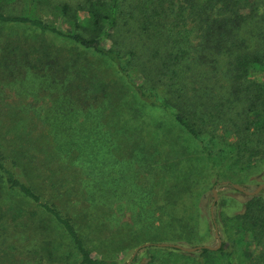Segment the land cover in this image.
<instances>
[{
    "label": "trees",
    "instance_id": "obj_1",
    "mask_svg": "<svg viewBox=\"0 0 264 264\" xmlns=\"http://www.w3.org/2000/svg\"><path fill=\"white\" fill-rule=\"evenodd\" d=\"M75 4L0 0V264H34V256L120 264L94 255L86 239L103 231L94 215L116 211L115 189L101 180L103 156L116 141L154 134L151 111L199 143L212 170L219 153L209 141L228 137L230 126L237 152L261 153L260 141L247 147L245 139L264 134V79L252 76L264 72V0ZM44 9L67 27L48 22ZM5 87L16 89L13 103L4 102ZM200 205L229 239L196 252L156 246L144 264H264L261 195L236 214L216 201L214 220L208 202ZM154 216L141 220L135 244L157 240Z\"/></svg>",
    "mask_w": 264,
    "mask_h": 264
},
{
    "label": "rangeland",
    "instance_id": "obj_2",
    "mask_svg": "<svg viewBox=\"0 0 264 264\" xmlns=\"http://www.w3.org/2000/svg\"><path fill=\"white\" fill-rule=\"evenodd\" d=\"M70 1L76 5L77 0ZM21 4L24 5L25 2ZM48 11L44 9L40 15L45 14L43 17L52 24L67 27L65 20L50 16ZM252 76L262 82L264 72L253 71ZM36 81L39 83L40 80ZM5 90V103H13L18 99L16 89L5 87ZM25 103L27 102L22 104ZM37 105H45V102L41 101ZM149 114L151 125L148 130L153 127L154 134L148 132L145 140L139 142L135 139L116 141L113 152H102L107 154L103 157L107 158L108 165L104 167L101 180L104 178L106 186L115 189L113 202L116 211L113 208L107 213L94 215V222H100L103 231L100 234L92 233L86 240L94 255L118 259L120 264H131L135 257L139 263L144 264L150 260L153 252L159 250L156 246L173 247L160 246V243L176 244L183 248L204 245L219 247L220 243L229 238L225 228L219 226V223L212 226L211 220L202 215L201 202L204 205L208 202L211 206L214 220L213 207L216 201L225 203L226 214H236L244 210L248 196H253L241 192L234 185L248 191H256L260 185H264V134H251L249 139H245L247 147L260 141L261 153L248 150L237 152V134L232 126L228 128L233 129L228 131V137L211 138L209 143L219 153L215 157V170H212L203 147L181 132L170 116L161 111H151ZM156 122L163 124L157 128L154 126ZM257 194L264 198V187ZM152 214L155 216L149 221H154L157 226V240L149 239L135 244L137 233L144 230L141 220ZM107 224L108 229L105 230ZM104 234H108L111 241L106 240ZM58 240L64 242L60 237L55 241ZM252 248L259 250L256 246ZM68 250V246L61 245L63 255ZM181 251L189 252L183 249ZM34 259L30 261L40 264L37 256Z\"/></svg>",
    "mask_w": 264,
    "mask_h": 264
},
{
    "label": "water",
    "instance_id": "obj_3",
    "mask_svg": "<svg viewBox=\"0 0 264 264\" xmlns=\"http://www.w3.org/2000/svg\"><path fill=\"white\" fill-rule=\"evenodd\" d=\"M234 187L236 189L240 190L241 192H244V193H246L248 195H255V194L259 193L263 189L264 185H260L256 191H248V190L244 189L243 187H241L239 185H234ZM213 192H214V195H215V198H216L217 197L216 190L214 189ZM217 235H218V233H217ZM145 245H148V244H145ZM159 245L160 246H173V247H176V248H179V249H183V250H186V251H189V252H194V251L199 250V249H201L203 247V246H197V247H193V248H183L180 245L167 244V243H160ZM204 246L205 247H209V248H215V247H212V246H209V245H204Z\"/></svg>",
    "mask_w": 264,
    "mask_h": 264
}]
</instances>
